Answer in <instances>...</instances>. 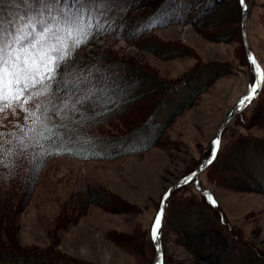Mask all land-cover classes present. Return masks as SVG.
<instances>
[{
  "label": "rangeland",
  "instance_id": "obj_1",
  "mask_svg": "<svg viewBox=\"0 0 264 264\" xmlns=\"http://www.w3.org/2000/svg\"><path fill=\"white\" fill-rule=\"evenodd\" d=\"M152 1L122 0L119 15L126 27L115 35L93 39L78 54L92 63L98 62L97 53H107L142 65L163 81L161 90L116 106L114 116L107 115L98 128L121 130L152 112L150 123L121 141L119 147L124 152L143 147L163 126L158 143L111 160L51 156L29 192L16 190L22 179L14 178L10 185L3 182L4 191L10 187L7 199L14 203L19 197V203L18 208L8 207L2 216L0 240L8 233L25 250H48L86 263L146 264L145 255L151 253L147 231H151L163 193L208 156L221 122L254 78L253 67L244 56L235 0H168L160 4L161 0H154V6L149 7ZM246 2L248 48L264 72V0ZM156 6L161 14L152 16ZM109 70L118 71L111 66ZM193 93L190 106L169 120ZM159 99L163 102L153 110ZM243 115V122L239 118L227 123L216 166L202 170L198 178L239 234L264 252V193L245 170H252L264 185V149L254 152L252 144L243 146L251 139L264 140V90L258 101L248 102ZM0 124L5 125L3 132L21 135L14 126H24V113L17 109L14 116L6 111L0 114ZM192 189L189 185L180 194ZM214 230L208 228L211 243L218 242ZM127 235L134 236L125 241ZM225 244L239 248L231 240ZM162 246L168 264H199L169 224Z\"/></svg>",
  "mask_w": 264,
  "mask_h": 264
},
{
  "label": "snow or ice",
  "instance_id": "obj_2",
  "mask_svg": "<svg viewBox=\"0 0 264 264\" xmlns=\"http://www.w3.org/2000/svg\"><path fill=\"white\" fill-rule=\"evenodd\" d=\"M122 0H0V114L24 113V126L17 132H0V183L10 182L42 167L52 155L74 154L89 141L100 115L107 116L121 103L115 87L118 73L86 62L79 49L103 34L115 35L126 26L119 15ZM248 11L246 0H238ZM152 23H155L153 21ZM248 61L257 65L248 54ZM71 61V63H69ZM264 72L256 66L255 76L243 105L261 90ZM109 106L98 111L102 100ZM0 127L4 125L0 124ZM211 142V164L220 146ZM199 167V166H198ZM199 186L197 170L176 181V186ZM172 190L161 197L160 209L151 226V239L160 238L165 205ZM213 205V197L204 193ZM159 252V246H157Z\"/></svg>",
  "mask_w": 264,
  "mask_h": 264
},
{
  "label": "trees",
  "instance_id": "obj_3",
  "mask_svg": "<svg viewBox=\"0 0 264 264\" xmlns=\"http://www.w3.org/2000/svg\"><path fill=\"white\" fill-rule=\"evenodd\" d=\"M168 0H161L158 4L167 2ZM238 11H239V22L241 20V6L238 3V0H235ZM155 1L153 0L151 5L149 7L154 6ZM162 7V6H161ZM155 15H159L161 10L160 8H156ZM161 14V13H160ZM239 33H240V39L242 41L241 37V30L239 25ZM96 55V57L99 58L98 62L92 61V64H97L98 66L106 64L111 67H116L118 71L113 73H118V78L115 82V87L118 89H121L122 91H117L116 96L119 97L120 94H123L125 97L121 98L120 104H125L127 102H130L132 100H135L137 98H140L142 96L147 95L152 92H157L158 90H161L165 85L162 80L154 77V74H151V72L143 67L142 65H138L136 63L128 62L125 60H120L113 55H107V53ZM79 56L83 57L86 62H89L90 59L83 54H78ZM244 56L246 59V62L248 63V59L245 54L244 50ZM91 63V61H90ZM108 67H103V70L107 71L109 70ZM210 83H204L202 84L195 92L200 93L202 92ZM177 84V83H175ZM170 89L173 88V86L169 87ZM264 90V81H262V87L261 90L258 92V94L252 99V101H258L260 98L262 91ZM137 93V94H135ZM194 93L185 99V102L181 105H179L171 114L169 117V120L173 118L176 114H178L183 109L190 106L192 98L195 95ZM163 102V99L157 100L155 103V107L160 105ZM117 105H110L113 108V111L110 113L114 116L115 114V107ZM109 106V101L107 99L102 100L98 106L99 112H104L106 108ZM243 111L244 108L237 113L231 120H238L239 118L242 119L243 122ZM153 113L151 112L148 116H145L142 118V120L138 124H132L129 127L123 128L121 130L113 131V132H107L105 130L98 129L99 125L101 123V120L104 122V118L106 116L100 115L98 123H96L93 126L92 132L90 135L95 139L96 143L92 144L91 141L84 144L82 148H77L74 151V154H60V155H68L72 156L79 160H111L114 159L122 154H132L139 152L147 147L155 146L159 138L161 137V134L165 127H160L156 133L155 136L147 142V144L143 147L139 148H133L129 149L127 151L121 150V147H119V144L124 139L131 136L133 133L137 132L138 130L144 128L147 124L150 123V118H152ZM230 120V121H231ZM106 122V121H105ZM104 122V123H105ZM4 125V124H3ZM5 126V125H4ZM226 126L224 127L222 133L224 132ZM5 129L2 127V130L0 129V132H3ZM222 136V134H221ZM249 141V140H248ZM248 144H252L253 148L252 150L254 152H259L264 149V140L262 139H251L250 142L243 144V146H246ZM208 155V150L207 154ZM54 156V155H52ZM219 156V151L216 154V158L212 161L211 164H209L205 169L208 170L212 166H216V162ZM51 157V156H50ZM49 158V157H48ZM200 163V162H199ZM197 164H194L192 167H190L183 175L188 173L189 171L193 170ZM41 167H39L36 171H30L28 173V178L26 179L24 175H21L20 177L16 178L17 180L22 181L17 187L16 190H21L22 188L24 191H30L32 189L33 184L35 183L37 173L40 170ZM245 170L251 175V177L256 181L257 183L254 185L257 189H259L262 193H264V185L260 184V178L258 175H256L252 170H250L248 167H245ZM192 185V191H187L188 193H183V190H186V188ZM10 187H6L4 191V184L0 183V220L3 215L7 214L8 207L11 208H18L19 203V197L14 198V203L7 199V191ZM14 190V187L13 189ZM186 192V191H185ZM205 190L204 188L199 184V186L193 185V184H184L181 187L177 188L174 193L171 195L166 209V215L164 219V225L162 230V245H163V236L164 231L166 230V226L171 225L176 236L178 238H181L187 245H189L190 251L194 254V256L197 258L199 264H264V252L260 251L258 247H256L254 244L247 242L236 230V227L233 226L226 218L224 212L219 208V203L216 201L212 193H208L213 197V200L215 201V204L213 205L211 202L208 201L206 196L204 195ZM212 226L216 230H214L212 233H214V236L218 239V242L211 243L209 238L210 235H208V228ZM148 235V242L150 245L151 253L150 255H145V263L151 264L152 259L155 254V247L153 244V241L151 239L150 231H147ZM122 234H117V237L120 238ZM134 235H127L126 238H132ZM213 235H211L212 237ZM6 238L0 240V261L2 262H15V264H98V263H86L80 260H74V259H67V258H61L59 254H54V252L50 253L48 250H28L23 249L18 246V244L14 243L10 238V235L7 233L5 235ZM6 239V240H5ZM226 240H231L237 249H232L229 245L227 246ZM14 243V244H12ZM242 249V250H241ZM161 264H168L163 248V259Z\"/></svg>",
  "mask_w": 264,
  "mask_h": 264
},
{
  "label": "water",
  "instance_id": "obj_4",
  "mask_svg": "<svg viewBox=\"0 0 264 264\" xmlns=\"http://www.w3.org/2000/svg\"><path fill=\"white\" fill-rule=\"evenodd\" d=\"M246 16H247V11L245 12V11H242L241 10V36H242V41H243V46H244V50H245V54H246V57H248V54L249 53H251V55L253 56V57H255L254 55H253V53L250 51V49L248 48V44H247V36H246ZM248 59V58H247ZM257 61V60H256ZM252 65V64H251ZM257 65L259 66V68H260V70H261V72H263L262 71V69H261V67H260V64L258 63V61H257ZM257 65H252V67H253V72H254V76H255V69H256V66ZM248 91H249V89L246 91V93H248ZM246 93H244L237 101H236V103L233 105V107L230 109V111L227 113V115L225 116V118L223 119V121L221 122V124H220V126H219V128L217 129V131H216V133H215V135H214V137H213V139H212V141L215 139V138H221V134H222V131H223V129H224V127L227 125V123L237 114V113H239L242 109H243V107L245 106V105H247L248 104V102L249 101H247L246 103H244L243 105L240 103L241 102V100H242V98L245 96V94ZM211 141V142H212ZM210 158V152H209V154H208V156L207 157H205L204 159H202L201 160V162L193 169V170H197V172H198V174L203 170V169H205L209 164H204L203 163V161H206L207 159H209ZM214 160V159H213ZM212 160V161H213ZM199 166V167H198ZM179 180V179H178ZM182 185H184V184H181V185H179V186H176V181L167 189V190H169V189H171L172 190V193L177 189V188H179V187H181ZM166 190V191H167ZM172 195V194H171ZM171 195H170V197H171ZM170 197H169V199H170ZM169 199L167 200V202H166V205H165V212H164V215H163V217H162V221H161V225H162V227H161V231H160V238H159V240L157 241V242H153V244H154V247H155V254H154V257H153V259H152V262H151V264H161L162 263V257H163V246H162V240H161V237H162V229H163V225H164V219H165V215H166V209H167V204H168V201H169ZM160 205H161V200H160ZM160 205H159V209H160ZM159 209H158V211H159ZM158 213V212H157ZM157 246H159V252L157 251Z\"/></svg>",
  "mask_w": 264,
  "mask_h": 264
},
{
  "label": "bare ground",
  "instance_id": "obj_5",
  "mask_svg": "<svg viewBox=\"0 0 264 264\" xmlns=\"http://www.w3.org/2000/svg\"><path fill=\"white\" fill-rule=\"evenodd\" d=\"M169 4V3H168ZM204 170V169H203ZM202 172V171H201ZM237 174V173H236ZM232 176V175H231ZM233 178V177H232ZM232 180V179H231Z\"/></svg>",
  "mask_w": 264,
  "mask_h": 264
}]
</instances>
